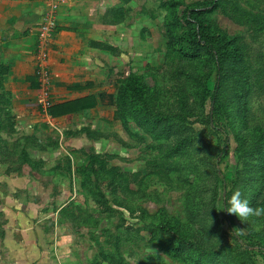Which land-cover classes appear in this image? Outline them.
Listing matches in <instances>:
<instances>
[{
  "label": "rangeland",
  "instance_id": "rangeland-1",
  "mask_svg": "<svg viewBox=\"0 0 264 264\" xmlns=\"http://www.w3.org/2000/svg\"><path fill=\"white\" fill-rule=\"evenodd\" d=\"M210 1L97 0L93 18L100 26H112L116 85L135 73L151 90L152 106L168 112L177 98L193 105L185 121L192 137L181 151L174 152L172 138L153 140L132 120L122 125L115 117L112 126L99 117L88 128L73 126L78 120L73 118L65 122L67 132L41 120L22 128L12 107L2 102L0 264H199L187 253L178 257L168 253L167 234L159 229L165 222L197 245L214 243L210 250L237 244L225 221L227 200L233 191H241L246 177L237 165L235 136L222 112L213 127L196 121L209 112L213 66L206 56L184 57L167 32V26H174L172 16L180 19L185 8ZM218 2L206 19L212 30L234 39L243 59L231 67H244L246 76L245 88L223 77L221 109L226 104L229 110L245 114L246 128L240 127L245 135L260 133L264 130V0ZM179 31H185L183 24ZM223 130L229 135L228 147L223 146ZM91 156L96 162L90 168ZM111 176H118L115 189ZM99 191L107 198L109 212L92 197ZM244 198L252 207H264V185L258 196L247 192ZM230 216L248 248L233 256L223 249L221 258L225 254L231 264H264V216L247 221Z\"/></svg>",
  "mask_w": 264,
  "mask_h": 264
},
{
  "label": "crops",
  "instance_id": "crops-1",
  "mask_svg": "<svg viewBox=\"0 0 264 264\" xmlns=\"http://www.w3.org/2000/svg\"><path fill=\"white\" fill-rule=\"evenodd\" d=\"M55 1L57 26L42 59L37 51L38 32L47 0H0V105L4 93L22 128L41 120L67 132L66 123L73 118L84 122L75 120L73 126L88 128L99 117L112 126L117 93L114 62L118 61L112 26L94 22L97 0ZM43 62L51 78L55 116L39 104L36 70ZM77 102H81L78 109ZM64 104L66 110L60 107Z\"/></svg>",
  "mask_w": 264,
  "mask_h": 264
},
{
  "label": "trees",
  "instance_id": "trees-1",
  "mask_svg": "<svg viewBox=\"0 0 264 264\" xmlns=\"http://www.w3.org/2000/svg\"><path fill=\"white\" fill-rule=\"evenodd\" d=\"M218 6V0H212L204 6L185 8L180 19L176 18L177 16H172V19L175 21L174 26L171 28L166 25L167 32L173 36L172 40L175 44L182 49L181 54L184 57L194 58L198 56H206L209 60L208 64L213 66L215 85L213 92L209 97V112L206 116L199 118L196 121L205 126L213 127L216 117L220 112L226 116L225 118L228 119L227 125L232 129L237 143L235 154L238 168L242 166V170L246 171V177L241 191L244 192V197L247 192L253 196H258L264 185V130H261L260 133L255 132V134L245 135L240 128H246L247 121L245 119V114L229 110L226 104L221 109L219 91L224 84L223 77L230 78L233 82H236L235 85L237 88L241 84H243L241 88H245L242 79L246 76L244 75V67L240 66L238 70L231 67V64L233 63H242L243 59V55L234 39H231L221 32L212 30L206 19V16L214 12ZM174 7L175 5L173 4L172 8ZM182 24L185 27L184 32L179 31V27H181ZM256 28L261 29L259 24ZM176 36L178 37L176 38ZM0 73H3L1 67ZM139 79H141V77L135 73H130L129 76L119 81L113 104L114 117L120 120L122 125H125L127 121L132 120L144 133L150 135L153 140L172 138L176 143L174 152L183 150L187 145L186 142L191 140L193 133L192 128L185 124L187 117L191 114L190 112L193 105L189 107L182 98V100L177 98L169 105L170 109L168 112L160 106H152L150 103L152 101V92L151 90L148 91L146 86L139 82ZM37 86H39L38 81ZM241 91H243V89ZM205 92L206 87L203 88V92L199 94V97H202ZM2 94L4 97L2 95L3 99L1 98V101L10 105L5 94ZM234 96H237V93H234ZM204 99L205 98L202 99V103L200 104L205 102ZM80 104L81 102H77V109ZM60 107H62L63 110H66L65 104ZM49 110L52 116H55L58 113L57 108H53V105ZM234 113L236 115H234ZM222 133L224 135L223 146L228 147V132L227 130H223ZM91 159L90 168L91 164L94 165L96 162L94 156H91ZM111 179V184L115 189L118 176H111ZM96 180L98 181L99 177L95 178V184H97ZM113 195L115 196L114 192ZM92 197L97 204L102 205L107 212L110 211L107 198L102 192H92ZM120 201L124 202L123 199ZM200 201V204L204 202L202 199H200ZM223 202H225V199H223ZM225 216V221L229 226V230L233 234L232 239L236 240L237 244H226L223 247L210 250V248L214 246V243L208 242L204 245H197L192 240L184 238L182 234L174 230L171 222H165L159 225V229L165 231L167 234L169 240L167 246L168 253L174 257L187 253L190 257L195 258L199 264H231L232 260H230L225 254L230 253L232 256L240 254L245 250V247L248 248V246L244 244V242L241 241L242 238L238 236L237 229L233 223V218L230 214L226 212ZM126 229L129 230L128 227H126ZM242 247L244 249H242ZM223 249L226 252L221 258ZM253 249L254 248H251L250 250L253 252ZM247 263L254 264L253 261H248Z\"/></svg>",
  "mask_w": 264,
  "mask_h": 264
},
{
  "label": "built area",
  "instance_id": "built-area-1",
  "mask_svg": "<svg viewBox=\"0 0 264 264\" xmlns=\"http://www.w3.org/2000/svg\"><path fill=\"white\" fill-rule=\"evenodd\" d=\"M57 5L58 3L55 0H47L48 8L41 15L37 51H39L42 59H45L46 57L44 47L51 41L57 26L55 14ZM36 74L40 84L39 104L44 110L49 111L52 106V100L50 97L51 78L48 70L46 69L45 62L39 64Z\"/></svg>",
  "mask_w": 264,
  "mask_h": 264
},
{
  "label": "clouds",
  "instance_id": "clouds-1",
  "mask_svg": "<svg viewBox=\"0 0 264 264\" xmlns=\"http://www.w3.org/2000/svg\"><path fill=\"white\" fill-rule=\"evenodd\" d=\"M228 206L226 211L230 214H234L241 221H247L250 217L264 216V207H252L249 204V200L242 196L240 190H235L231 193L227 200ZM150 253L152 250L148 247ZM146 253V254H147Z\"/></svg>",
  "mask_w": 264,
  "mask_h": 264
}]
</instances>
